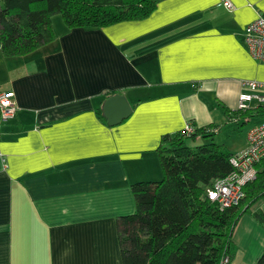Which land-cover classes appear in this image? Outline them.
<instances>
[{"label": "crops", "instance_id": "obj_1", "mask_svg": "<svg viewBox=\"0 0 264 264\" xmlns=\"http://www.w3.org/2000/svg\"><path fill=\"white\" fill-rule=\"evenodd\" d=\"M229 1L156 0L143 19L97 29L57 20L51 42L0 53V89L18 106L0 122V264H121L116 220L135 210L132 183L161 176L162 135L240 123L228 116L241 83L264 82L241 39L264 0ZM107 93L131 107L113 126ZM255 210L264 198L233 225L230 264H255L264 249Z\"/></svg>", "mask_w": 264, "mask_h": 264}, {"label": "trees", "instance_id": "obj_2", "mask_svg": "<svg viewBox=\"0 0 264 264\" xmlns=\"http://www.w3.org/2000/svg\"><path fill=\"white\" fill-rule=\"evenodd\" d=\"M155 6L156 0H0V53L21 56L54 40V14L67 31L97 29L143 19ZM253 111L264 115L263 109L250 108L228 117L244 123ZM206 128L162 135L157 148L161 178L131 184L135 210L116 220L121 264H221L225 256L231 260L230 235L241 211L221 209L205 193L214 180L232 171L231 152L213 141L215 128ZM198 137L201 143L186 144ZM243 191L242 199L250 202L247 209L264 198V161ZM253 216L264 226L263 212L255 210ZM255 264H264V249Z\"/></svg>", "mask_w": 264, "mask_h": 264}, {"label": "built area", "instance_id": "obj_3", "mask_svg": "<svg viewBox=\"0 0 264 264\" xmlns=\"http://www.w3.org/2000/svg\"><path fill=\"white\" fill-rule=\"evenodd\" d=\"M223 4L228 9L233 7L229 0H223ZM241 39L252 59L264 63V12L244 27ZM250 108L264 110V82L245 80L241 83L236 110L245 111ZM17 109L14 93L0 89V122L13 119ZM246 121H249V118ZM183 129L186 133L194 132V127L189 123ZM260 159L264 160V119L248 128L246 146L230 156L232 171L214 180L206 188L207 198L221 209L237 206L244 197V185L256 176L257 169L254 163ZM229 262L228 256H225L221 264H229Z\"/></svg>", "mask_w": 264, "mask_h": 264}, {"label": "rangeland", "instance_id": "obj_4", "mask_svg": "<svg viewBox=\"0 0 264 264\" xmlns=\"http://www.w3.org/2000/svg\"><path fill=\"white\" fill-rule=\"evenodd\" d=\"M57 20H59L62 23V19H61L60 15L54 14L51 17L52 26H53V23H55V21H57ZM75 28H79V27H75ZM72 29H74V28H72ZM253 112H254V114L252 113V115L248 117L249 121L245 120V124L244 123H233V122H228V123L223 124L221 127V130L213 135V141L218 143V144L223 145L222 147H225V149H227L229 152H231V155L234 153L232 151L236 152L237 149L243 148L244 146H246L244 132L246 133V131L248 130V128L252 124L257 123L260 120L264 119V116L262 114H260V113L256 114V111H253ZM201 142H202V139H197L195 141H191V139L188 138L186 140V144L190 145V146H194V145L199 144ZM230 156H229V159H230ZM261 161H264V160L260 159L254 163V167L256 169H257V164ZM229 162H230V160H229ZM231 166H233V165H231ZM160 178H161V176L159 178H156V179L159 180ZM158 180H156V181H158ZM242 200H240L239 204L237 206H235L240 211L243 210L245 208V206H248V204L250 203L247 200H246V202L244 199H242ZM255 202H253V204ZM252 206L253 205L251 204L250 208ZM230 263H231V260H230L229 264Z\"/></svg>", "mask_w": 264, "mask_h": 264}, {"label": "water", "instance_id": "obj_5", "mask_svg": "<svg viewBox=\"0 0 264 264\" xmlns=\"http://www.w3.org/2000/svg\"><path fill=\"white\" fill-rule=\"evenodd\" d=\"M131 113V107L126 98L121 94H113L107 97L102 104V114L106 122L113 126L127 118Z\"/></svg>", "mask_w": 264, "mask_h": 264}]
</instances>
